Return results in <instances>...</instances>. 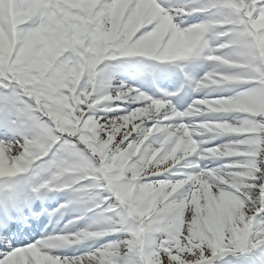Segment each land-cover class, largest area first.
Here are the masks:
<instances>
[{"label":"snow or ice","instance_id":"1","mask_svg":"<svg viewBox=\"0 0 264 264\" xmlns=\"http://www.w3.org/2000/svg\"><path fill=\"white\" fill-rule=\"evenodd\" d=\"M0 264H264V0H0Z\"/></svg>","mask_w":264,"mask_h":264}]
</instances>
